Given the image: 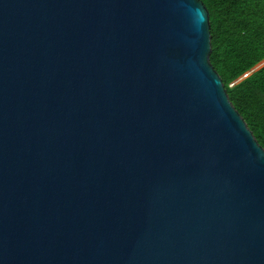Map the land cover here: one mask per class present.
I'll return each instance as SVG.
<instances>
[{
    "label": "water",
    "instance_id": "95a60500",
    "mask_svg": "<svg viewBox=\"0 0 264 264\" xmlns=\"http://www.w3.org/2000/svg\"><path fill=\"white\" fill-rule=\"evenodd\" d=\"M201 0H0V264H264V149Z\"/></svg>",
    "mask_w": 264,
    "mask_h": 264
},
{
    "label": "trees",
    "instance_id": "16d2710c",
    "mask_svg": "<svg viewBox=\"0 0 264 264\" xmlns=\"http://www.w3.org/2000/svg\"><path fill=\"white\" fill-rule=\"evenodd\" d=\"M201 1L209 12L210 62L264 149V66L247 74L264 60V0Z\"/></svg>",
    "mask_w": 264,
    "mask_h": 264
},
{
    "label": "rangeland",
    "instance_id": "374dc122",
    "mask_svg": "<svg viewBox=\"0 0 264 264\" xmlns=\"http://www.w3.org/2000/svg\"><path fill=\"white\" fill-rule=\"evenodd\" d=\"M263 66H264V60H262V61H261L258 65H256L252 70H250L249 72H247V74H250V73H252V72L258 70V69L262 68ZM247 74H245V75L243 76V78H244ZM236 82H237V81H235L234 83H236ZM230 85H233V83H231Z\"/></svg>",
    "mask_w": 264,
    "mask_h": 264
}]
</instances>
